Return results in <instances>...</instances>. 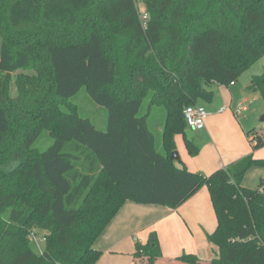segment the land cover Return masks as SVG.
Masks as SVG:
<instances>
[{"label": "trees", "instance_id": "obj_1", "mask_svg": "<svg viewBox=\"0 0 264 264\" xmlns=\"http://www.w3.org/2000/svg\"><path fill=\"white\" fill-rule=\"evenodd\" d=\"M0 37V264H100L96 242L126 202L178 209L204 186L217 218L210 264H264V190L244 184L264 160L206 178L170 159L178 136L199 154L185 109L212 102L211 86L235 84L264 56V0H0ZM83 88L107 109L106 131L60 108ZM248 91L264 100V73ZM156 107L162 153L149 128ZM45 131L54 143L41 151ZM248 137L264 147V129ZM137 254L162 258L158 241Z\"/></svg>", "mask_w": 264, "mask_h": 264}, {"label": "crops", "instance_id": "obj_2", "mask_svg": "<svg viewBox=\"0 0 264 264\" xmlns=\"http://www.w3.org/2000/svg\"><path fill=\"white\" fill-rule=\"evenodd\" d=\"M215 85L218 86L217 97H222L229 108L199 103L208 111L205 129L199 132V136L195 133L193 138L199 154L191 157L184 137L176 138V151L180 154V161L175 162L177 166H185L191 172L206 178L244 157L251 155L255 158L248 132L259 129L246 130L241 117L235 116V109L239 104L251 101L244 95H239V99L235 100L232 85L227 87L214 84L210 91L213 92ZM247 93H250L248 89ZM223 108L226 109L224 113L221 112ZM197 137H200L199 140ZM223 141L232 143L233 146L228 150H218L216 144L221 142L223 145ZM260 179L263 185L264 178L261 176ZM244 184L249 188H258L248 186L245 181ZM216 227L217 218L206 186L178 209L129 201L96 242V249L102 254L99 263L151 264L149 257L137 254V248L154 242L151 239L156 236L155 241H158L162 258L155 264H183L176 261V258L183 255H194L202 264H210L219 256L218 248L210 241V235Z\"/></svg>", "mask_w": 264, "mask_h": 264}, {"label": "rangeland", "instance_id": "obj_3", "mask_svg": "<svg viewBox=\"0 0 264 264\" xmlns=\"http://www.w3.org/2000/svg\"><path fill=\"white\" fill-rule=\"evenodd\" d=\"M1 37H0V47H1ZM34 71H28L24 72V74H32ZM264 73V56L257 60L246 72L241 74L236 81L234 85H232L231 89H234L233 93L235 94L234 98L235 100L239 99V95H244L249 99L248 103H244L247 106V111L243 112L241 117V123H243V126H245L246 130H250L252 128H259L258 130L264 129V124L261 123V119L264 116V100L259 94L255 93H247V89L250 85L251 78L254 76H260ZM16 74L13 75L12 80V96L15 97L16 95V88H15V78ZM218 86L215 85L213 87V93L214 98L212 102H204L200 101V103H204V105H210V106H219L220 108L225 106L226 108H229L227 102L225 103L223 101V98L217 97L218 92ZM48 87H46L47 91ZM45 91V92H46ZM216 93V94H215ZM255 94V95H254ZM42 99V97H41ZM39 101V100H38ZM149 104V98L144 102L142 110L140 112V116L144 115L147 111V107ZM60 108L63 110H69V109H78L80 112L81 117L89 119L98 130L106 131L107 129V123H108V111L107 109L98 106L93 102V100L90 98V96L87 93V90L83 88L78 94H76L73 98H71L69 101H62ZM73 109V110H74ZM231 110H229V114ZM165 111L162 108H154L152 111V115L149 119V128L154 133L156 137V148L158 152L162 153V128L165 122ZM197 136H199V132H195ZM198 138V137H197ZM200 138V137H199ZM199 138L197 140H199ZM54 141L49 136L48 132H43L40 139L34 144V148L39 149L41 151H45L48 149L51 145H53ZM218 150H228L230 149L233 144L228 143L227 141H223V145L221 142L216 144ZM219 152V151H218ZM214 153H217L214 151ZM220 153V152H219ZM255 158L258 159H264V148H259L254 151ZM262 173V174H261ZM264 178V168L254 166L252 167L248 173L246 174V177L244 179L245 183L248 184V186L252 187H260L264 186V184H261L260 177ZM33 234V233H32ZM45 232L42 230H35L33 236L31 235V246L32 249L36 253L43 252L45 248ZM158 261V260H156ZM177 261V260H176ZM179 263L183 264H189L182 261H177Z\"/></svg>", "mask_w": 264, "mask_h": 264}, {"label": "built area", "instance_id": "obj_4", "mask_svg": "<svg viewBox=\"0 0 264 264\" xmlns=\"http://www.w3.org/2000/svg\"><path fill=\"white\" fill-rule=\"evenodd\" d=\"M141 19L144 25H146V22L148 19L145 20L142 18V16H141ZM245 111H247V106L241 103L235 109V116L239 117ZM221 112L222 113L226 112V109L223 108ZM184 114H185V119H186L189 129L193 130L194 132H200L205 129L206 119L208 118V111L206 110L204 106L197 105V106L188 107L185 109ZM263 189H264V186H263Z\"/></svg>", "mask_w": 264, "mask_h": 264}, {"label": "water", "instance_id": "obj_5", "mask_svg": "<svg viewBox=\"0 0 264 264\" xmlns=\"http://www.w3.org/2000/svg\"><path fill=\"white\" fill-rule=\"evenodd\" d=\"M261 123L264 124V116L261 119ZM186 136H187L188 141L191 142L193 140V138L195 137V132L193 130H191V129H188L186 131ZM170 159H171L172 162H176V161L178 162V161H180V154H179V152L178 151H174L172 153ZM151 240L152 241H155L156 240V236H154Z\"/></svg>", "mask_w": 264, "mask_h": 264}, {"label": "clouds", "instance_id": "obj_6", "mask_svg": "<svg viewBox=\"0 0 264 264\" xmlns=\"http://www.w3.org/2000/svg\"><path fill=\"white\" fill-rule=\"evenodd\" d=\"M139 12L142 16L143 19L147 20L149 18V14L147 13V11L145 10V7L143 4L139 5ZM144 27L146 28L147 25H144Z\"/></svg>", "mask_w": 264, "mask_h": 264}]
</instances>
